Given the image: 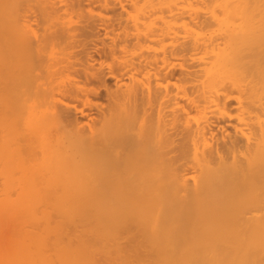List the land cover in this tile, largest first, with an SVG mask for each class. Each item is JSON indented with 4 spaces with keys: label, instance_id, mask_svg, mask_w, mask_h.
Masks as SVG:
<instances>
[{
    "label": "bare ground",
    "instance_id": "obj_1",
    "mask_svg": "<svg viewBox=\"0 0 264 264\" xmlns=\"http://www.w3.org/2000/svg\"><path fill=\"white\" fill-rule=\"evenodd\" d=\"M0 264H264V0H0Z\"/></svg>",
    "mask_w": 264,
    "mask_h": 264
},
{
    "label": "rangeland",
    "instance_id": "obj_2",
    "mask_svg": "<svg viewBox=\"0 0 264 264\" xmlns=\"http://www.w3.org/2000/svg\"><path fill=\"white\" fill-rule=\"evenodd\" d=\"M110 79H108V84H109V82H110V84L111 85H109L110 87H111V89H115V83H116V81H115V79L114 78H111V77H109ZM112 79H114V80H112ZM28 133V135H29V132H27Z\"/></svg>",
    "mask_w": 264,
    "mask_h": 264
}]
</instances>
